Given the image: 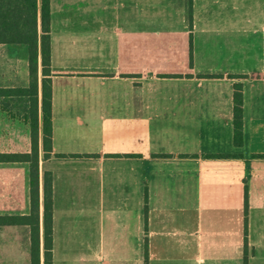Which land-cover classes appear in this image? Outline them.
Returning a JSON list of instances; mask_svg holds the SVG:
<instances>
[{
  "label": "crops",
  "instance_id": "crops-1",
  "mask_svg": "<svg viewBox=\"0 0 264 264\" xmlns=\"http://www.w3.org/2000/svg\"><path fill=\"white\" fill-rule=\"evenodd\" d=\"M50 8L54 150L41 151L39 211L30 162L0 160V216L22 218L0 225V264H32L34 227L48 264L46 171L49 264H264V0ZM29 55V44L0 42V88L29 87ZM44 77L40 57V99ZM29 99L0 95V153L31 151Z\"/></svg>",
  "mask_w": 264,
  "mask_h": 264
},
{
  "label": "trees",
  "instance_id": "trees-1",
  "mask_svg": "<svg viewBox=\"0 0 264 264\" xmlns=\"http://www.w3.org/2000/svg\"><path fill=\"white\" fill-rule=\"evenodd\" d=\"M51 17L50 0H0V42L29 44L30 85L27 88H0V95H29L32 149L28 153H0V160L18 159L30 162L31 195L34 211H39L40 199V160L50 157L53 147V89L51 74V46L49 24ZM44 34L39 40V20ZM41 42V44H40ZM41 47V48H40ZM43 66L42 99L39 98V65ZM205 77H223L227 75L208 74ZM243 78L242 75H228ZM243 84L235 83L234 89V139L236 145L243 144L244 115ZM42 110V125L40 122ZM45 205V258L49 264L53 256V175L51 171L44 174ZM249 207L248 189L246 192V210ZM147 208V206H146ZM21 217L0 216V225L20 221ZM32 264H40V242L33 228ZM247 238V237H246ZM247 240V239H246ZM248 241V240H247ZM148 258V247L145 249ZM247 264V257H246Z\"/></svg>",
  "mask_w": 264,
  "mask_h": 264
},
{
  "label": "rangeland",
  "instance_id": "rangeland-1",
  "mask_svg": "<svg viewBox=\"0 0 264 264\" xmlns=\"http://www.w3.org/2000/svg\"><path fill=\"white\" fill-rule=\"evenodd\" d=\"M167 1H170V2H174V0H167ZM177 3L179 2V1H186V2H188V4L190 3V8H191V4H192V0H175ZM188 11H189V7H188Z\"/></svg>",
  "mask_w": 264,
  "mask_h": 264
}]
</instances>
